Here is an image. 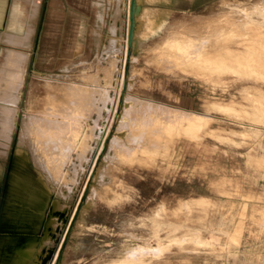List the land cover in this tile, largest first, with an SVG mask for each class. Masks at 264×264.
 Masks as SVG:
<instances>
[{
  "label": "rangeland",
  "instance_id": "1",
  "mask_svg": "<svg viewBox=\"0 0 264 264\" xmlns=\"http://www.w3.org/2000/svg\"><path fill=\"white\" fill-rule=\"evenodd\" d=\"M36 1L40 9L27 45L29 64L13 140L0 157V219L14 138L32 98L33 105L49 103L58 114L77 106L76 123L88 125L84 133L74 126V145L59 157L55 183L50 180L59 188L70 173L67 165H78L88 154L71 189L51 192L48 203L60 199L67 210L54 238L45 241L50 252L44 264H264V0H220L209 10L187 0V7L174 11L180 20L163 32L173 33V39H149L136 47L134 21L143 2L106 0L104 30L107 34L117 24L118 47L107 54L93 46L84 70H46L66 75L59 78L62 82L79 84L60 101L47 99L43 74L32 73L49 19V0ZM182 91L192 95L195 107L199 100L198 110L172 107L181 106ZM141 95L166 104H148L151 99ZM125 96L131 97L126 111ZM100 167L97 182L93 177ZM121 180L132 186V197L108 206L103 196ZM92 185L97 195L88 199ZM82 215L94 226L84 234L76 230ZM46 222L44 213L38 234ZM89 242L98 249L91 250ZM137 245V252L126 251Z\"/></svg>",
  "mask_w": 264,
  "mask_h": 264
},
{
  "label": "bare ground",
  "instance_id": "2",
  "mask_svg": "<svg viewBox=\"0 0 264 264\" xmlns=\"http://www.w3.org/2000/svg\"><path fill=\"white\" fill-rule=\"evenodd\" d=\"M117 1L120 5L121 0ZM140 1L143 2V8L138 11L134 21V34L136 35L134 46L136 47L140 43L144 44L149 39H173V33L165 32L163 35V32L170 29L173 23H177L180 20L174 15L175 9L189 4V1ZM198 1L203 3L204 7H207L209 10L218 5L220 0H196L195 3ZM38 9L39 4L36 0H12L5 29V36H7L8 42L20 44L24 47L27 45L28 47L31 46V38L35 29L34 21ZM48 11L49 19L46 21V29L33 57L32 73L35 75L43 74V92L46 98L60 101V98H63L68 93L76 92V87L79 84L62 82L59 78L66 75L46 70H52V68L58 66L62 67L65 72L84 70L86 68L85 64L89 63L86 61V58L92 51L93 46H96V48L102 47L107 54L113 53L118 47L120 33L116 27L117 24L116 26L113 25L114 27H110L107 34L106 28L104 30L106 24V0H49ZM185 13L183 12L182 15L184 16ZM102 37H104L103 40ZM3 40L5 39L3 38ZM96 58L98 59L99 56L97 55ZM3 59L4 68L0 69V72H3L6 67L8 69L6 72L8 78L7 83H5V85L7 84L6 92L3 90L0 95V100L4 101V103L0 101V146L4 148L0 149V157L2 158L6 156L5 149L13 140L16 114L20 101L19 92L24 81L25 67L29 62V52L11 47L6 50V55ZM42 71L46 72L42 73ZM1 80L3 82V79ZM146 97L151 99V101L147 100L148 104H166L151 96L146 95ZM130 98V96H125L124 98L122 106L124 111L129 107ZM5 100L8 103H5ZM33 101L32 98H29L27 110L24 113L25 116L22 118L23 121L21 122L20 120L22 125L19 127L14 138V160L10 169V186L5 195L4 213L0 219V264L45 263L50 252V248L45 244V241H50L54 238L67 210L66 205L60 199L50 202V204L48 203L51 192L55 190V193L58 194L57 191L61 190L63 186L65 189H71L70 184L77 182L79 172L83 170L84 163L88 159V154H85L79 160L78 165H67L66 172L70 171V173L66 175L67 177L61 178L63 181L59 188L56 185L52 187L51 184L55 183V177H57L56 175L54 177V174L58 173L56 169L59 166V157L62 154L66 155V153H69L74 145V126L77 124L84 133V128H87L88 125L83 120L81 122L78 120V123H76L77 106L71 107V111L65 110L67 112L60 107L59 110H62V114H58L50 111L49 103L38 108L36 105H33ZM69 103L72 104V102ZM67 107L69 108V106ZM103 107L105 105L99 107V110ZM56 108L58 109V107ZM24 114L22 113V115ZM116 138V136L111 137L107 146L108 150L103 153L102 158L104 162L111 155ZM1 171L2 161H0V173ZM97 172V176L95 177L94 174L93 178L99 182L102 179V168L100 167ZM50 180L52 183H50ZM56 180L59 181L58 179ZM94 188L95 185H92L90 194L88 195L89 198L87 197L88 199L97 195ZM132 194V186L121 180L116 185L115 190H112L109 195L103 196V198L108 206H112L118 200L131 199ZM200 199L202 197L197 198L198 201ZM47 205L49 207L46 211ZM88 208L89 205L87 204L83 212L87 213ZM189 208L192 207L189 206ZM160 210L156 212L159 216H161ZM44 213L47 214V222L42 230V234H38L37 226ZM85 216L82 215L76 225V230L81 232V234L85 229L94 228L93 225L87 224ZM161 222L169 228V224L166 221ZM120 226L122 227L123 224ZM98 229L105 231L106 227L105 225H98ZM128 229L130 230V228ZM88 245L91 250L98 249L92 242H89ZM137 247L141 246H131L128 247L129 249L126 248V251L135 252Z\"/></svg>",
  "mask_w": 264,
  "mask_h": 264
},
{
  "label": "crops",
  "instance_id": "3",
  "mask_svg": "<svg viewBox=\"0 0 264 264\" xmlns=\"http://www.w3.org/2000/svg\"><path fill=\"white\" fill-rule=\"evenodd\" d=\"M11 3H12V0H0V69H2V68H4V59L3 58H5V55H6V50L8 49V48H11V47H15V49H19L20 51H26V52H28L27 51V46L26 47H23V46H21V45H13V44H11V43H9L8 41H7V36H5L6 35V32H5V29H6V23H7V17H8V13H9V8H10V5H11ZM39 3H40V0H39ZM197 3H200L199 1L197 2ZM196 3V4H197ZM189 4H186L185 6L187 7ZM39 9H40V6H39ZM197 13H199V12H197ZM38 15H39V11L37 12V14H36V17H35V21H34V25H35V23H36V21H37V17H38ZM37 24V23H36ZM35 30H36V27H35ZM3 38L5 39V40H3ZM5 47V48H4ZM4 48V49H3ZM5 54V55H4ZM4 55V56H3ZM3 57V58H2ZM2 62H3V64H2ZM29 64V63H28ZM28 64L26 65V67H25V73H24V81H23V84H24V82H25V79H26V72H27V67H28ZM7 70L8 69H6V67H5V70L3 71V72H0V93H2L3 92V90H4V92H6V88H7V84L5 85V83H7V78H8V75H7ZM9 71H10V68H9ZM12 71V70H11ZM6 73V75H5V73ZM1 79H3V82H2V80ZM6 81V82H5ZM23 84H22V86H21V89H20V91L22 90V88H23ZM2 86V87H1ZM4 86H5V88H4ZM20 93V92H19ZM182 93V94H181ZM180 94L182 95V96H179V100H180V105L181 106H172V107H177V108H180V109H184V110H187V111H193L192 109H196V110H198L199 109V100L197 99V103H196V107L194 106V103H195V101H194V98L192 97V95H190V93L188 92V91H182ZM184 95V96H183ZM141 96H146V95H141ZM153 98V97H152ZM178 98V97H177ZM154 99H157V98H154ZM157 100H159V99H157ZM159 101H161V100H159ZM165 103V102H164Z\"/></svg>",
  "mask_w": 264,
  "mask_h": 264
}]
</instances>
